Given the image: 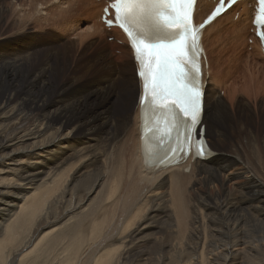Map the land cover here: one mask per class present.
<instances>
[{
    "label": "bare ground",
    "instance_id": "obj_1",
    "mask_svg": "<svg viewBox=\"0 0 264 264\" xmlns=\"http://www.w3.org/2000/svg\"><path fill=\"white\" fill-rule=\"evenodd\" d=\"M52 1L37 20L67 31L62 18L81 12L90 27L64 44L55 32L0 47V264H264V134L253 104L264 55L250 0L203 35L206 136L234 149L215 143L204 159L160 170L147 162L150 135L141 139L133 53L100 21L105 2ZM212 5L199 0V21ZM237 165L247 177L227 187Z\"/></svg>",
    "mask_w": 264,
    "mask_h": 264
},
{
    "label": "snow or ice",
    "instance_id": "obj_2",
    "mask_svg": "<svg viewBox=\"0 0 264 264\" xmlns=\"http://www.w3.org/2000/svg\"><path fill=\"white\" fill-rule=\"evenodd\" d=\"M196 0H114L115 20L128 36L143 79L139 102L145 108L144 134L167 143L163 160L188 152L193 144L196 155L206 154V140L200 136L202 117L200 29L193 24ZM236 3L230 0L229 6ZM257 23L264 26V0H259ZM225 10L224 0L209 17V23ZM105 14L109 9L106 8ZM264 39V32L260 33ZM115 99H118L116 97ZM151 113V122L149 121ZM163 162V161H162Z\"/></svg>",
    "mask_w": 264,
    "mask_h": 264
},
{
    "label": "rangeland",
    "instance_id": "obj_3",
    "mask_svg": "<svg viewBox=\"0 0 264 264\" xmlns=\"http://www.w3.org/2000/svg\"><path fill=\"white\" fill-rule=\"evenodd\" d=\"M45 1H51V2L44 3ZM71 1H73V0H61V3L63 2L62 6H64L66 4V2H71ZM0 2H1L0 6H1V8H3V12L0 15V47L1 48H3V46H4L3 43L8 45V46L13 45L14 43H11L13 39L17 40L19 38H23L24 40H30L29 35H31V34H34V38H36L34 43L40 44V41H39L40 37L37 35L43 34L46 38L51 39V34L55 33V32H59V33L63 34V36L65 38H63L64 41H62L61 44H64V43H67L68 41H71L73 37H76V36L82 37L83 34H85V32L88 31V29L90 27V23L86 21L85 15L81 12H76V13L73 12V14L66 15L62 18L64 23L68 22V24H69V26L65 27L67 29V31H64L62 29L63 27L60 24H58L59 22L52 24L51 22H48V20H44L43 18H41V19L44 20L43 21L44 23L42 21H40L39 19L37 20L36 18L46 17L45 14H47L48 10L54 5V1H52V0H41V1L36 0V2H34L35 4L32 3V0H22V1L21 0H19V1L18 0H1ZM14 6H16V7H14ZM36 7H38V8H36ZM29 10H31V12ZM39 10H41V11H39ZM33 14H34V16H32ZM39 22H40V24H39ZM74 41H75L74 42L75 44L78 43L77 40H74ZM105 42L107 44H114L115 43L114 48H112V52L111 53L109 52V54H112L114 56H118L119 51H118V49H116V47H120L121 43L119 44L118 42H115L113 39V36H107V38L105 39ZM249 44H250V42H249ZM111 47H113V45ZM245 50L248 51L249 49H245ZM73 51H75V50H73ZM257 63H258L257 66H260L261 63L259 61H257ZM119 66H121V65H119ZM261 81L264 84V77L261 78ZM254 103L257 104L256 105V111H257V115H258L257 116V125L255 127V130L257 131V134H264V92L259 94V96L257 97V99H255V102H253V104ZM208 141L211 143L212 148H214L216 146L215 143H217L219 145L218 148L222 149L223 153H226L225 155L229 154L228 153L229 150L232 151L234 149V145H233L234 143H231V142H227V141L226 142L225 141L219 142V140L213 141L212 139L210 141L209 138H208ZM212 142H213V144H212ZM260 161H261V162H259L260 168L264 173V170H263L264 164L262 167V163H264V160L261 159ZM227 175L234 177L232 181L227 183V187H233L234 185H238V184L241 185L244 183V180L247 177V175L244 173V167L242 165H237L236 167L230 168V170L227 171ZM198 187H200V186L198 185ZM199 190H201V191L204 190V187H200ZM216 190H218L217 187L213 191V193H215ZM150 227H148L146 229V231H148ZM166 228H167V233H169L168 232V226H166ZM234 249H239V246L235 247Z\"/></svg>",
    "mask_w": 264,
    "mask_h": 264
}]
</instances>
